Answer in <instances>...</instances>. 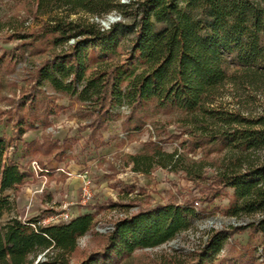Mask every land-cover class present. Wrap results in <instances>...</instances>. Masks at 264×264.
I'll return each mask as SVG.
<instances>
[{
    "label": "trees",
    "instance_id": "1",
    "mask_svg": "<svg viewBox=\"0 0 264 264\" xmlns=\"http://www.w3.org/2000/svg\"><path fill=\"white\" fill-rule=\"evenodd\" d=\"M114 11L128 21L102 29L95 19ZM79 13L93 20L70 19ZM36 15L45 18L43 27L14 33L9 38L21 43L0 51V118L7 116L13 129L10 142L0 136V196L17 193L32 176L8 156V148L27 131L50 126L62 108L59 98L76 100L81 110L93 107L96 115L85 126L87 143L97 149L107 145L101 132L113 120L123 118L121 128L130 134L155 113H175L177 138L185 137L181 149L168 152L164 141L150 140L144 152L128 155L127 164L145 174L182 171L210 202L230 188L226 215L252 218L213 230L199 250L175 264H264V112L247 116L220 102L230 84L255 92L264 87V0H38ZM123 40L129 43L125 51ZM26 57L25 85L13 78L15 89L4 93L2 72H15ZM121 106L127 108L124 116L116 113ZM198 150L221 155L211 176L204 158L189 157ZM63 152L53 157L61 161ZM3 206L0 197V213ZM118 206L133 204L108 200L94 205V212L50 224L12 218L0 224V264H122L137 249L175 239L197 215L193 200L154 209L138 205L111 231L96 230L98 212ZM240 230L260 235L259 257L232 240ZM89 233L97 247L72 261L78 239Z\"/></svg>",
    "mask_w": 264,
    "mask_h": 264
},
{
    "label": "rangeland",
    "instance_id": "2",
    "mask_svg": "<svg viewBox=\"0 0 264 264\" xmlns=\"http://www.w3.org/2000/svg\"><path fill=\"white\" fill-rule=\"evenodd\" d=\"M38 0H0V51L15 48L21 42L9 38L14 33L27 34L37 31L45 22L44 17L36 15ZM128 2V0H122ZM117 18L116 22L128 21L117 11L110 13ZM89 19L88 15L79 13L71 15L70 19ZM107 16L96 18L102 29L100 20ZM74 41L71 39L67 44ZM129 46L126 40L121 42V50ZM61 48L56 49L59 52ZM48 55V54H47ZM47 55L37 56L35 63L44 60ZM27 57L17 64L15 72L3 71L4 93L13 91L12 79L16 78L18 86L25 85ZM221 98L224 108L239 111L247 116H256L264 112V87L255 92L239 85H228ZM18 94V92H17ZM62 108L56 116L51 117V125L45 128L27 131L16 147H9L8 156L30 171L26 183L15 193L5 191L0 197L4 206L0 213V224H6L10 219L20 217L22 220L40 219L50 221L52 216L69 213L74 218L79 213L94 212V205L112 200L133 206H118L98 212L95 229L100 232L111 231L114 223L127 214L137 211L138 205L156 208L166 203L184 205L193 200L197 215L192 218L189 229L175 239L155 248L137 249L134 254L122 264H175L187 260L199 250L213 230L245 225L251 217H233L226 215L229 199L233 190L226 188L220 197L213 201L205 200L200 187L182 172H172L165 168H156L145 174L134 171L132 164H127L128 155L144 152L148 143L164 141L163 148L168 152L181 149L180 142L185 137H178V124L175 113H155L146 119L138 132L126 134L121 128L122 119L108 123L102 130V136L107 145L95 148L87 143L90 129L85 126L94 113L81 110L76 100L62 97L57 100ZM5 102L0 103L4 108ZM83 107V106H82ZM116 113L126 115L127 108L121 106ZM12 121L7 116L0 118V136L8 142L12 139ZM49 144L52 145L51 148ZM64 151L59 157L53 156ZM220 154L206 157L201 151L189 155L194 159L204 158L208 163L205 171L211 176L217 167ZM85 180H90L92 198L82 203V187ZM204 182L207 179L204 178ZM258 219V216H254ZM50 224V223H49ZM232 240L253 250L255 257L261 252L260 235H251L248 230H240L233 235ZM99 241L91 233L78 239V250L72 261L84 251L96 248Z\"/></svg>",
    "mask_w": 264,
    "mask_h": 264
},
{
    "label": "built area",
    "instance_id": "3",
    "mask_svg": "<svg viewBox=\"0 0 264 264\" xmlns=\"http://www.w3.org/2000/svg\"><path fill=\"white\" fill-rule=\"evenodd\" d=\"M90 180H85L83 187H82V203H86L92 198V193L90 192ZM71 219V216L69 213L63 212L60 213L59 215L52 216L49 223H58L64 220H69ZM39 224H47V221H40Z\"/></svg>",
    "mask_w": 264,
    "mask_h": 264
},
{
    "label": "water",
    "instance_id": "4",
    "mask_svg": "<svg viewBox=\"0 0 264 264\" xmlns=\"http://www.w3.org/2000/svg\"><path fill=\"white\" fill-rule=\"evenodd\" d=\"M106 20H109L110 23H112V22L114 23L117 21V18L115 16H113V14H111V15H107ZM106 20H100L101 24L103 25V27L109 28V25L106 24Z\"/></svg>",
    "mask_w": 264,
    "mask_h": 264
},
{
    "label": "bare ground",
    "instance_id": "5",
    "mask_svg": "<svg viewBox=\"0 0 264 264\" xmlns=\"http://www.w3.org/2000/svg\"><path fill=\"white\" fill-rule=\"evenodd\" d=\"M112 23H113V22H112ZM112 23H110V21H109V20H106V24H107V25H109V26H110Z\"/></svg>",
    "mask_w": 264,
    "mask_h": 264
},
{
    "label": "crops",
    "instance_id": "6",
    "mask_svg": "<svg viewBox=\"0 0 264 264\" xmlns=\"http://www.w3.org/2000/svg\"><path fill=\"white\" fill-rule=\"evenodd\" d=\"M79 214H82V213H79Z\"/></svg>",
    "mask_w": 264,
    "mask_h": 264
}]
</instances>
